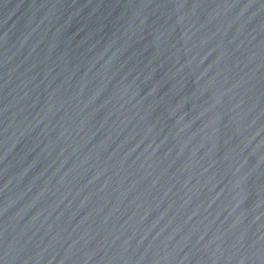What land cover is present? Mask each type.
I'll return each mask as SVG.
<instances>
[{"label": "water", "instance_id": "1", "mask_svg": "<svg viewBox=\"0 0 264 264\" xmlns=\"http://www.w3.org/2000/svg\"><path fill=\"white\" fill-rule=\"evenodd\" d=\"M0 264H264V0H0Z\"/></svg>", "mask_w": 264, "mask_h": 264}]
</instances>
